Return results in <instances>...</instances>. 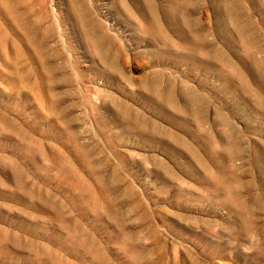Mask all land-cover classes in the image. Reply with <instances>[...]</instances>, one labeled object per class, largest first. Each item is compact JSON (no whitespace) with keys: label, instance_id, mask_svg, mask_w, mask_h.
<instances>
[{"label":"rangeland","instance_id":"obj_1","mask_svg":"<svg viewBox=\"0 0 264 264\" xmlns=\"http://www.w3.org/2000/svg\"><path fill=\"white\" fill-rule=\"evenodd\" d=\"M81 1L126 76L75 41L67 0H0V264H264V0H230L253 49L216 17L227 0H195L193 22L230 66L201 64L188 42L152 55L120 0ZM148 82L181 104L194 93L204 121L158 108Z\"/></svg>","mask_w":264,"mask_h":264},{"label":"bare ground","instance_id":"obj_2","mask_svg":"<svg viewBox=\"0 0 264 264\" xmlns=\"http://www.w3.org/2000/svg\"><path fill=\"white\" fill-rule=\"evenodd\" d=\"M120 1L123 3V8L118 10L117 14L126 22L133 25V29L145 42L151 43L156 47L152 49V55L162 53H171L174 55L179 54L176 53V50L184 52L183 44L188 42L189 46L193 48L191 49L193 52L187 54L196 57L201 64L232 65L226 58V55L223 56L222 54L216 52L215 44L212 43L209 38L204 35V32L199 29V26H197L199 23L197 24V22H193L195 21L193 16L196 14V8L198 6L195 4V0H165L168 1L165 5L159 4L160 1L158 3L156 0ZM163 1L161 3L165 2ZM111 6L113 8V5ZM212 6H214V12L216 17L218 16V19H226L228 22L229 20H233L236 22L234 32L243 37L242 42L248 49L256 48L257 41H249L244 33V29L246 27L240 25L236 20L239 14H241L240 7H230V0L223 3L214 2V5L212 4ZM66 15L70 19V26L75 41L84 49V51L88 53V55L101 65L102 70L106 71L112 78H118L121 75L126 76L123 67H121L122 64L120 65L119 63L120 60L118 59L119 57L115 51L113 37L101 28V23L92 18L93 15L91 16L87 6L81 0H67ZM30 38L32 40L33 36H30ZM38 49H42V47L38 46ZM257 80L258 81L254 82V84L257 85L260 92H264V74H259V79ZM244 84L253 87L250 82L247 83L245 81ZM139 91L158 108L165 110L173 109L180 111V113L183 112L185 114V118L196 122L204 121V103L202 105L200 99H198V97L192 92L188 91L182 94L184 102L181 104L177 99L175 92L171 88H161L156 82L142 84ZM260 97L261 96H256L258 101ZM261 99H263V97H261ZM114 111L121 114L123 123L128 126H134L147 136L155 137V135L159 133L157 131L158 129L155 128L152 123L145 120H141L143 123L140 122L139 125L136 117L130 115L129 113H125L126 110L121 105H116V107H114ZM179 138L176 137V135H171L170 133L165 134L162 140L173 141L179 144L182 148H185V150L189 152L193 158L199 161L203 168H207L205 162L195 149H193L190 144Z\"/></svg>","mask_w":264,"mask_h":264}]
</instances>
